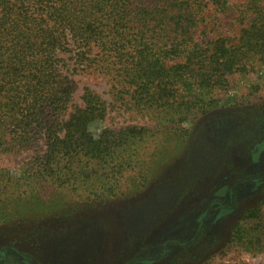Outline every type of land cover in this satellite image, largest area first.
I'll use <instances>...</instances> for the list:
<instances>
[{
  "label": "rangeland",
  "instance_id": "rangeland-1",
  "mask_svg": "<svg viewBox=\"0 0 264 264\" xmlns=\"http://www.w3.org/2000/svg\"><path fill=\"white\" fill-rule=\"evenodd\" d=\"M186 1L155 28L167 49L175 38L208 55L217 38L239 45L249 0ZM231 51L199 67L210 85L187 79L167 105L135 106L111 76L76 73L64 120L86 89L103 108L89 146H60L53 160L45 138L20 142L0 124V264H264V232L253 244L239 238L257 222L249 210L264 230V61ZM106 132L127 139L93 148Z\"/></svg>",
  "mask_w": 264,
  "mask_h": 264
},
{
  "label": "trees",
  "instance_id": "trees-1",
  "mask_svg": "<svg viewBox=\"0 0 264 264\" xmlns=\"http://www.w3.org/2000/svg\"><path fill=\"white\" fill-rule=\"evenodd\" d=\"M177 1L0 0V124L11 126L13 139L20 142L45 138L47 147L52 145L47 160H53L60 146L67 150L89 146L94 138L87 133L88 124L95 111L103 108L86 89L85 106L64 120L72 94L70 78L76 73L93 67L111 76L113 90L130 96L133 105L151 107L167 105L176 85L187 79L196 88L210 85L201 78L199 67L214 60L218 51L216 58H221L222 51L245 48L253 55L259 53L264 61V0H249L250 16L241 28L239 45L226 46L217 38L211 41L209 55L196 43L182 47L177 38L167 49L157 37L155 28H164V20L175 12L171 6L187 4ZM173 55L182 62L169 66L167 59ZM95 139L93 148L99 142L102 149L127 137L106 132ZM259 216L255 210L246 213L247 219L257 222L241 232L240 241L253 244L260 239L264 230L258 228Z\"/></svg>",
  "mask_w": 264,
  "mask_h": 264
}]
</instances>
